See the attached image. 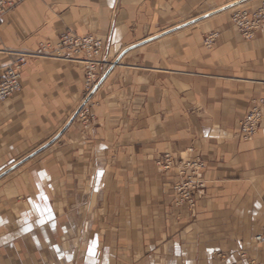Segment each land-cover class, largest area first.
Instances as JSON below:
<instances>
[{
    "label": "crops",
    "instance_id": "obj_1",
    "mask_svg": "<svg viewBox=\"0 0 264 264\" xmlns=\"http://www.w3.org/2000/svg\"><path fill=\"white\" fill-rule=\"evenodd\" d=\"M262 0H26L0 23V77L16 53L67 32L107 44L85 99L83 65L34 57L0 103V264H264V27L244 39L236 9ZM216 31L211 49L204 36ZM203 162L206 188L175 206L176 169Z\"/></svg>",
    "mask_w": 264,
    "mask_h": 264
},
{
    "label": "built area",
    "instance_id": "obj_2",
    "mask_svg": "<svg viewBox=\"0 0 264 264\" xmlns=\"http://www.w3.org/2000/svg\"><path fill=\"white\" fill-rule=\"evenodd\" d=\"M26 0H0V23L7 13L14 10ZM231 22L240 35L251 40L256 33L264 27V0L257 9H236L231 15ZM218 38L216 31H211L204 36L203 43L211 49ZM107 44L93 34L79 35L73 31L63 33L55 42H41L32 53H16V58L9 64L5 73L0 77V103L12 97L22 88V70L28 61L34 57H55L67 61L77 62L84 68L85 99L81 106L79 116L85 121L91 119L90 97L98 88L104 77V64L106 59ZM264 118V97L252 101L251 110L240 121L238 136L248 142L257 135ZM162 172L177 170L178 179L173 184L176 193L175 206L195 207L197 198L206 188L202 177L203 162L200 158L193 161L176 160L172 153H162L157 162ZM258 244H264V227L256 235ZM241 258L245 264H261L257 259L242 253Z\"/></svg>",
    "mask_w": 264,
    "mask_h": 264
},
{
    "label": "rangeland",
    "instance_id": "obj_3",
    "mask_svg": "<svg viewBox=\"0 0 264 264\" xmlns=\"http://www.w3.org/2000/svg\"><path fill=\"white\" fill-rule=\"evenodd\" d=\"M232 13H233V12H232ZM80 110H81V107H80V109H79L78 113L80 112Z\"/></svg>",
    "mask_w": 264,
    "mask_h": 264
}]
</instances>
